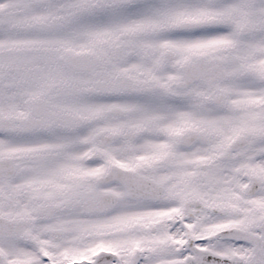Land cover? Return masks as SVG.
I'll return each mask as SVG.
<instances>
[{
    "label": "snow or ice",
    "instance_id": "1",
    "mask_svg": "<svg viewBox=\"0 0 264 264\" xmlns=\"http://www.w3.org/2000/svg\"><path fill=\"white\" fill-rule=\"evenodd\" d=\"M0 264H264V0H0Z\"/></svg>",
    "mask_w": 264,
    "mask_h": 264
}]
</instances>
